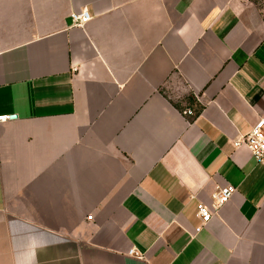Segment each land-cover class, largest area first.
<instances>
[{
    "label": "crops",
    "instance_id": "0c3cea01",
    "mask_svg": "<svg viewBox=\"0 0 264 264\" xmlns=\"http://www.w3.org/2000/svg\"><path fill=\"white\" fill-rule=\"evenodd\" d=\"M0 116V264H264V0H0Z\"/></svg>",
    "mask_w": 264,
    "mask_h": 264
},
{
    "label": "built area",
    "instance_id": "2783aa9c",
    "mask_svg": "<svg viewBox=\"0 0 264 264\" xmlns=\"http://www.w3.org/2000/svg\"><path fill=\"white\" fill-rule=\"evenodd\" d=\"M70 18L72 25L79 28H84L92 20V17L86 10L80 13H72ZM184 116L195 117L197 113L193 109H188L184 111ZM11 119V116H0V123L10 121ZM235 144L237 147L245 146L251 152L253 158L264 166V116L256 122L249 133L239 136ZM235 193L236 188L234 186L220 188L214 195L217 208L227 204ZM198 215L203 225L208 224L214 216L213 212L203 205L199 207ZM130 254L139 257L134 250Z\"/></svg>",
    "mask_w": 264,
    "mask_h": 264
},
{
    "label": "trees",
    "instance_id": "16d2710c",
    "mask_svg": "<svg viewBox=\"0 0 264 264\" xmlns=\"http://www.w3.org/2000/svg\"><path fill=\"white\" fill-rule=\"evenodd\" d=\"M191 109H193L197 114L200 113L201 109L199 107H192Z\"/></svg>",
    "mask_w": 264,
    "mask_h": 264
}]
</instances>
